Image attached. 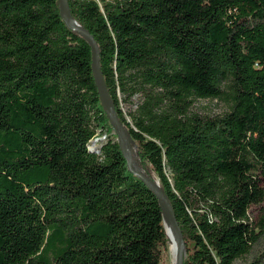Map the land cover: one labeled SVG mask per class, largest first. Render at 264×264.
I'll return each instance as SVG.
<instances>
[{
	"label": "trees",
	"instance_id": "1",
	"mask_svg": "<svg viewBox=\"0 0 264 264\" xmlns=\"http://www.w3.org/2000/svg\"><path fill=\"white\" fill-rule=\"evenodd\" d=\"M68 2L138 166L170 201L183 264H233L264 230L250 214L264 197V0ZM119 92L143 99L127 115ZM195 98L227 108L201 115ZM167 241L86 39L58 0H0V264H162Z\"/></svg>",
	"mask_w": 264,
	"mask_h": 264
},
{
	"label": "water",
	"instance_id": "2",
	"mask_svg": "<svg viewBox=\"0 0 264 264\" xmlns=\"http://www.w3.org/2000/svg\"><path fill=\"white\" fill-rule=\"evenodd\" d=\"M60 13L64 17L66 24L77 31L81 36H83L91 48V69L93 73V78L95 85L98 90V95L100 101L107 112L109 122L116 134V139L119 144V148L124 155L128 169L138 175L145 184L150 187L159 199L161 206L163 207V219L165 217L170 220L178 239V246L175 250L173 264H183L184 259V246L182 240L181 229L178 222L174 216L170 201L166 193L161 189L159 180L155 177L153 179L148 174H146L139 166H136L132 162L133 149H135V144L130 138L128 131L123 126L119 117L117 116L115 105L111 98V95L107 89L104 77L101 71L99 63V46L94 38V36L82 25H80L73 17L70 10L68 0H58Z\"/></svg>",
	"mask_w": 264,
	"mask_h": 264
},
{
	"label": "rangeland",
	"instance_id": "3",
	"mask_svg": "<svg viewBox=\"0 0 264 264\" xmlns=\"http://www.w3.org/2000/svg\"><path fill=\"white\" fill-rule=\"evenodd\" d=\"M118 97L121 102L122 110L128 115V111L132 110L134 107H136L137 104L142 101L143 93L138 92L132 95L129 100H125L123 95L119 92ZM190 108L192 111H196L201 115L213 116L226 110L227 105L225 101L217 98H195ZM99 139L100 137L96 136L92 140H97L96 142H94L98 145ZM133 155L134 160L137 163V160L135 158V150L133 151ZM259 185L264 188V172L259 174ZM250 214L253 222H264V197L261 201L251 204ZM174 254L175 251H172L168 239L167 245L164 248L162 254V264H173ZM256 258H259L261 259V262H264V230L261 232L258 239L251 244L248 252L236 258L233 264H248L255 261ZM259 264L262 263L259 262Z\"/></svg>",
	"mask_w": 264,
	"mask_h": 264
},
{
	"label": "bare ground",
	"instance_id": "4",
	"mask_svg": "<svg viewBox=\"0 0 264 264\" xmlns=\"http://www.w3.org/2000/svg\"><path fill=\"white\" fill-rule=\"evenodd\" d=\"M95 141H97V140H95ZM132 162L134 165L138 166L136 161L134 160V155L132 158ZM164 226H165V231H166V234H167L169 242H170L171 249H172V251H175L177 246H178L177 234H176L170 220L167 219L166 217L164 219Z\"/></svg>",
	"mask_w": 264,
	"mask_h": 264
}]
</instances>
